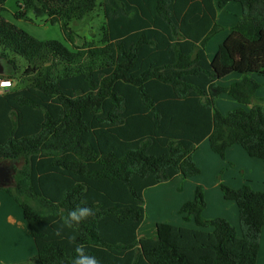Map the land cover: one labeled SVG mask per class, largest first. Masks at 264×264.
Instances as JSON below:
<instances>
[{"label": "trees", "instance_id": "1", "mask_svg": "<svg viewBox=\"0 0 264 264\" xmlns=\"http://www.w3.org/2000/svg\"><path fill=\"white\" fill-rule=\"evenodd\" d=\"M0 0V56L14 69L25 59L28 84L0 92V162L13 185L0 187L21 208L36 248L24 264H73L80 247L99 264H256L264 228V187L219 182L238 208L239 232L225 217L205 218L204 189L179 208L195 227L157 222L139 236L144 191L200 174L193 159L207 138L225 159L241 146L264 162V0H18L36 17L57 22L73 44L70 22L99 5L100 45L68 48L37 40L7 21ZM241 14L211 60L207 42L225 27L217 11ZM24 11H16L21 18ZM241 75L227 86L218 82ZM4 77V76H1ZM241 106L226 114L222 95ZM91 215L69 222L68 213Z\"/></svg>", "mask_w": 264, "mask_h": 264}, {"label": "crops", "instance_id": "2", "mask_svg": "<svg viewBox=\"0 0 264 264\" xmlns=\"http://www.w3.org/2000/svg\"><path fill=\"white\" fill-rule=\"evenodd\" d=\"M230 6L232 7L230 8L231 11L233 12V16L231 17V19L228 18L229 12L226 10L227 7H230ZM223 13L225 14L223 15ZM240 14H241V7L238 3H234V2H229L223 9H219L217 11L216 20L217 22H219L221 15H223L220 25L224 26L225 29H224V35L218 41L215 42V39H217L221 35V32H218L207 42L206 54L209 60L213 58L218 48V45L229 34L230 27L233 24H235ZM212 44H213V47L215 46L217 47L215 48L212 47V50L214 49V51H211L210 53L208 49L209 47H211ZM241 78H242L241 75L231 74L221 79L218 83L222 86H227L231 82L238 81ZM256 79L262 83V86L256 91V98L263 100V110H264V77L257 76ZM217 99H221V101L228 102L230 106H232L233 108L240 106L238 102H236L233 98L227 96L226 94L220 95ZM193 159L195 163L198 165V167L200 168V174L194 177H191V178H187V179H183L181 175L178 174L174 176L172 179H170L169 181H166V183H170L171 181L178 180L180 185H184V186L187 185L186 188L188 187V191H187L188 199L186 200L192 199L194 195L195 187L197 185H201L204 189V198L206 201V207L203 210L204 217L205 218H214L217 216L225 217L238 230L239 221H238L237 205L234 201H228L222 197V193L219 188V182H223L224 184H227L232 188H238L244 182H248L249 185L254 190H262L264 187V162L260 159L249 157L247 153L245 152V150L239 145L230 146L226 151L225 159H221L216 153H214L210 149L207 138H205L198 144V146L193 152ZM228 164H231L233 166L242 167L243 173L240 179L238 177H235V175H229L231 179L235 178V181L225 182V179H219V180L215 179L219 170L223 169V167ZM204 175L208 177L211 176L210 179L211 180L213 179V182L211 183L210 186L203 185L202 182L204 179H202L203 178L202 176ZM168 187H171V186L169 185ZM182 189H184L183 186H182ZM146 191L147 189L144 191V194ZM171 193L174 195L175 188L171 189ZM12 201L13 199L6 192H4L3 190H0V209H2L3 212H5L4 210L7 211L6 218L9 221V223L6 226L4 227L0 226V243L2 244L1 246L5 247L8 253L6 256H4V258L2 257V255H0V264H19L20 262L25 260L21 258L20 256L21 252L17 249L20 246V240L16 237V234H15V230H18L16 226L19 227L20 229H24L27 236L30 235V232L28 230V227L23 217L19 215L18 210L14 206L15 202L13 201L14 202L13 203ZM4 204H6L7 207H4L3 206ZM178 204L179 205L177 209L180 208L182 203L179 201ZM211 204L213 208H215V206L219 208L217 209V214H218L217 216H215L213 213H211L213 215L205 216L206 211ZM180 217H182V215ZM156 223H154L153 225L154 232H155ZM167 223L174 224V225H184L188 227H195V224L192 221H189V222L183 221V224L182 223L181 224L171 223V222H167ZM149 228L150 226L148 227L147 225H144V221H143V223L140 225L138 229L139 236H144V237L150 236L151 234H149L150 233ZM29 252H30V255H29L30 257L36 254V248L34 246L32 237H31ZM256 264H264V228L261 229L260 231Z\"/></svg>", "mask_w": 264, "mask_h": 264}, {"label": "rangeland", "instance_id": "3", "mask_svg": "<svg viewBox=\"0 0 264 264\" xmlns=\"http://www.w3.org/2000/svg\"><path fill=\"white\" fill-rule=\"evenodd\" d=\"M18 5H19L18 0H6L4 3V9L2 11L3 17L7 21L13 23L16 27L24 30L30 36L34 37L37 40H59L70 49H74L75 47L82 46V44L85 41L91 42L94 45H100V37H101L100 29L104 23V16H103L102 8L99 5H97L94 8V10H92L90 13L85 15L83 19L74 20L70 22L69 27L73 30V36H74L73 44L68 43L64 39L62 31H61V27L57 22L51 24L47 20L46 16L36 17L31 9L26 8L24 11L23 17L21 18L14 17V13L19 10ZM230 8L232 7L230 6V7H227L226 9L229 12L228 13L229 19H231V17L233 16V12L231 11ZM224 14L225 13H223V15ZM223 15H221L220 17V20L218 22L219 24L222 21ZM224 29L220 31L221 35L217 39H215V42L218 41L224 35ZM213 44L208 49L210 53L211 51H214V49L212 50ZM26 66H27V63L25 59L18 56L17 57V69L15 73L13 74V76H14L15 81L20 79V81L16 82V84H18L19 86L28 84L31 79V76H32L31 74H28V75L23 74ZM215 104H216L217 109L222 114H226L228 111L234 109L232 106H230L228 102L221 101V99H217ZM242 173H243L242 167L233 166L231 164H228V165H225L223 169L219 170L215 179L217 180L225 179V182L235 181V178L231 179L229 175H235V177H238L240 179ZM202 177H203L202 179H204L202 182L203 185L210 186L211 183L213 182V179L212 180L210 179L211 176L208 177L204 175ZM169 185L171 187H168ZM182 186L184 189H182ZM186 186L187 185L185 186L180 185L179 181L176 180V181H171L170 183L163 182L158 185L147 188V191L144 194L145 195L144 196V201H145L144 225H147L148 227L150 226L149 228L150 233L148 232L149 234L153 235L155 233L153 229V225L156 222L164 221V222L183 224V219L182 217H180L181 214L179 213V209L177 208L179 205L178 204L179 201L183 203L186 199H188L187 198L188 187L186 188ZM173 188H175L174 195L171 193V189ZM3 206L7 207L6 204H4ZM14 206L18 210L19 215L22 217L21 208L18 207L15 203H14ZM217 209L219 208L216 206L215 208H213L211 204L208 207L205 216L213 215V214L217 216L218 215ZM4 211L5 212H3L2 209H0V226H3V227L9 223L8 219L6 218L7 211L6 210ZM16 228L18 230H15V234H16V237L20 240V246L17 249L21 252V255H20L21 258H23V260L24 259L27 260L28 257H30L29 251H30L31 237L30 235L28 236L26 235L24 229H20L17 226ZM237 231L239 232V229ZM1 245L2 244L0 243V255H2V257L4 258V256H6L8 253L5 247ZM24 261L20 262L19 264H24Z\"/></svg>", "mask_w": 264, "mask_h": 264}, {"label": "clouds", "instance_id": "4", "mask_svg": "<svg viewBox=\"0 0 264 264\" xmlns=\"http://www.w3.org/2000/svg\"><path fill=\"white\" fill-rule=\"evenodd\" d=\"M92 210L88 207H79L68 213L69 222H80L89 215H91ZM77 255L73 260V264H99L98 260L94 256H86L83 254V250L80 247L76 249Z\"/></svg>", "mask_w": 264, "mask_h": 264}, {"label": "water", "instance_id": "5", "mask_svg": "<svg viewBox=\"0 0 264 264\" xmlns=\"http://www.w3.org/2000/svg\"><path fill=\"white\" fill-rule=\"evenodd\" d=\"M14 74L13 67L0 56V76L9 77ZM13 168L10 163L0 162V187L13 185Z\"/></svg>", "mask_w": 264, "mask_h": 264}, {"label": "built area", "instance_id": "6", "mask_svg": "<svg viewBox=\"0 0 264 264\" xmlns=\"http://www.w3.org/2000/svg\"><path fill=\"white\" fill-rule=\"evenodd\" d=\"M20 11H24L23 5L19 8ZM14 85V79L12 77H1L0 76V92L8 89Z\"/></svg>", "mask_w": 264, "mask_h": 264}]
</instances>
